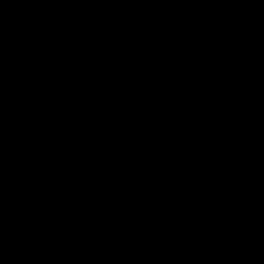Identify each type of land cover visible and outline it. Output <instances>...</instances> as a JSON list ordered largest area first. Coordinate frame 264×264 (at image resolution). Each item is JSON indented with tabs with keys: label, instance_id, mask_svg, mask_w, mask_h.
I'll return each mask as SVG.
<instances>
[{
	"label": "trees",
	"instance_id": "obj_1",
	"mask_svg": "<svg viewBox=\"0 0 264 264\" xmlns=\"http://www.w3.org/2000/svg\"><path fill=\"white\" fill-rule=\"evenodd\" d=\"M50 1L0 0V14L15 19L19 28L27 25L40 36L52 35L53 31H47L46 18L57 15L46 10ZM52 1L76 11L70 0ZM138 12L136 7L133 15ZM205 19L211 20L210 26H203ZM180 21L203 51L191 58L176 54L177 65L166 72L139 67L137 74L162 91V106L148 110L139 125L134 123L133 106L127 135L119 131L115 119L105 126L103 158L135 165L136 176L124 192L136 200L125 199L123 193L101 228V195L87 174L79 178L75 194L83 201L86 225L80 234H74L73 244L61 238L42 264H67L68 256L80 255L93 258L91 264H264V0H211L207 15L194 0H188L181 7ZM107 26L96 30L92 24L81 22L67 38L94 47L115 44L122 27L109 31ZM141 30L130 33L129 49ZM215 34V39H208ZM28 40L21 41L27 45ZM160 45L161 37L154 53ZM86 74L89 71L82 68L75 79L82 81ZM82 88L79 84L77 91ZM124 90H131L134 98L138 95L132 85ZM117 92L115 89L111 110L116 109ZM185 105L188 108L184 109ZM64 106H56L55 111L62 114L72 107ZM23 115L0 106V182L17 176L23 184L27 177L31 189L53 163L58 145L55 135L64 128L53 126L51 136L43 134L47 141L40 150L45 151V157L36 163L32 154L36 146L28 143ZM167 115H173V126L179 129H164ZM151 126L161 132L156 139L168 145L169 153L158 163L132 152L140 139L137 134ZM20 136L22 144L17 142ZM22 148L17 160L16 153ZM83 148L80 145L77 149L81 152ZM141 192H147L150 203L139 195ZM69 196L66 203L71 200ZM17 200L12 201L6 236L0 238V264H23L27 238H32L24 218L28 201ZM150 212L155 216L147 226L141 224V218ZM129 213L135 221H125ZM117 237L133 242L139 254L114 250L111 244Z\"/></svg>",
	"mask_w": 264,
	"mask_h": 264
},
{
	"label": "rangeland",
	"instance_id": "obj_2",
	"mask_svg": "<svg viewBox=\"0 0 264 264\" xmlns=\"http://www.w3.org/2000/svg\"><path fill=\"white\" fill-rule=\"evenodd\" d=\"M186 1L188 0H70L76 7V11L72 12L66 6L51 0L45 8L57 16L45 17L46 28L48 32L54 31V23L59 21L62 27L60 35L40 36L27 25L19 28L15 19L0 14V106L24 114L22 125L27 130L28 143L36 146L34 148L32 145L36 150L32 153L36 155V163L45 157L42 153L45 151L40 150L47 141L43 134L51 136L53 126L64 128L55 135L58 145L54 148L53 163L38 176L31 189L27 177H24L23 184L22 180L16 179L17 176L4 178L5 183L0 182V230H3L0 238H4V232L8 230L7 218L14 206L12 201L17 202L18 198L28 201L24 218L27 220L26 230L32 231V238H27L26 253L22 256L23 264L30 261L34 264L46 262L44 257L53 253L54 247L61 243V238H64L65 243L73 244L70 241L74 234L83 231L82 228L86 225L85 208L82 199L75 194L76 187L78 179L85 177L88 170L100 167L91 165L101 161L106 154L105 126L117 114L116 109L109 108L114 90H118L117 95L127 85H132L137 90L136 98L131 96L128 102L133 103L134 123L139 125L148 110L162 106L164 96L156 84H150L147 78L137 74L138 68L147 66L166 72L177 65L176 54L182 58L185 55L191 58L203 51L196 37L187 33L181 25L180 11ZM136 7H139V12L133 15ZM20 22L24 23L23 20ZM81 22L92 24L96 30L103 29L106 24L109 31L122 27V32L115 44L112 42L104 47H94L85 43V46L79 39L67 38V33ZM210 23L211 20L205 19L202 24L208 27ZM144 27L158 33L161 45L152 57L142 62L133 53V48L129 49L128 38L133 30ZM216 36L215 34L208 39L213 40ZM21 40H28L30 43L25 45ZM112 40L115 39H110ZM61 62L66 66L60 65ZM82 68H86L89 74L78 81L75 79L76 73ZM79 84L84 89L80 92L77 91ZM262 89L264 90V86ZM59 105L72 107L58 114L55 107ZM185 108H188L187 105ZM68 121L71 124L69 128ZM163 124L165 130L180 127L173 126V115L165 116ZM158 134L161 132L152 126L149 130L139 132L137 136L140 139L133 145L132 152L155 163L164 161L169 153L168 145L156 139ZM23 141L21 136L17 139L20 144ZM74 142L76 144L71 145ZM67 144L69 146L65 148L64 145ZM80 145H84L81 152L77 149ZM22 153L23 148L20 153H16L17 160H20ZM26 165L30 167V162ZM116 171L118 178L115 193L100 196L98 219L101 228L112 214L116 199L123 193L125 199L132 202L136 200L124 192L136 176L135 165L127 161H116ZM16 195L18 197L14 198ZM139 195L150 203L147 192ZM68 196L71 200L66 203ZM154 216V212H150L141 218L140 223L147 226ZM126 217L125 221H135L133 213ZM111 246L117 252L131 251L135 255L140 252L133 242L123 241L119 237L115 238ZM68 258L67 264L95 262L89 256Z\"/></svg>",
	"mask_w": 264,
	"mask_h": 264
},
{
	"label": "water",
	"instance_id": "obj_3",
	"mask_svg": "<svg viewBox=\"0 0 264 264\" xmlns=\"http://www.w3.org/2000/svg\"><path fill=\"white\" fill-rule=\"evenodd\" d=\"M200 11L207 15L210 10L211 0H194ZM56 28L53 34L60 35L62 32L61 22L54 23ZM160 43L159 35L149 28H143L133 41V53L140 59H146L153 55L155 48ZM131 96L130 91L122 92L118 95L116 106L115 125L123 135H127L132 122L130 111L132 104L128 102ZM87 175L92 180L99 195H111L116 191L118 173L116 162L112 157H105L100 163V167L95 170H88Z\"/></svg>",
	"mask_w": 264,
	"mask_h": 264
},
{
	"label": "flooded vegetation",
	"instance_id": "obj_4",
	"mask_svg": "<svg viewBox=\"0 0 264 264\" xmlns=\"http://www.w3.org/2000/svg\"><path fill=\"white\" fill-rule=\"evenodd\" d=\"M139 59H140V58H139ZM140 60H146V59H140ZM126 91H127V90H125V91H123V92H126ZM128 91H130V92H131V96H133V95H132V94H133L132 91H131V90H128ZM121 93H122V92H121ZM119 94H120V93H119ZM119 94H118V95H119ZM131 96H130V97H131ZM132 109H133V103H132V108H131V111H130V116H131V119L133 120V118H132Z\"/></svg>",
	"mask_w": 264,
	"mask_h": 264
}]
</instances>
